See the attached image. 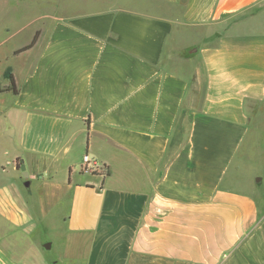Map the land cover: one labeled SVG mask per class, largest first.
I'll return each instance as SVG.
<instances>
[{
    "label": "crops",
    "instance_id": "obj_1",
    "mask_svg": "<svg viewBox=\"0 0 264 264\" xmlns=\"http://www.w3.org/2000/svg\"><path fill=\"white\" fill-rule=\"evenodd\" d=\"M94 2L0 60V264H42L26 182L70 202L52 264H264V0Z\"/></svg>",
    "mask_w": 264,
    "mask_h": 264
},
{
    "label": "rangeland",
    "instance_id": "obj_2",
    "mask_svg": "<svg viewBox=\"0 0 264 264\" xmlns=\"http://www.w3.org/2000/svg\"><path fill=\"white\" fill-rule=\"evenodd\" d=\"M95 0H0V60L7 57L15 48L30 43L34 40L37 29L45 28L48 23L47 18L61 17L63 15L94 11L107 6L108 4H97ZM111 2V1H110ZM51 16V17H50ZM24 68L23 62L16 60L12 63L6 61L0 65V84L8 80V73L16 76L21 75ZM7 101H3L0 96V109H4ZM2 124V123H1ZM84 162V161H83ZM241 164V159H239ZM254 171H259L264 176V167L253 166ZM28 172V170L26 169ZM241 171V165H234L231 169V176H235ZM252 171V170H251ZM107 173V172H106ZM19 174L23 176V172ZM65 166L60 168L58 180L64 181L67 178ZM10 177V176H9ZM261 176H259L260 178ZM24 179V177H23ZM4 180L9 181L8 175ZM6 183V182H5ZM9 183V182H8ZM241 187V186H240ZM22 189L27 192L28 201H32L37 206L39 213H42L43 219L31 230H20L19 234L12 237L19 240L21 250L11 253L15 257L28 263L26 255L30 250L38 256L42 264H52L54 261L64 257L68 252L64 247V241L68 238L67 225L63 219L69 215L70 202L67 197L61 200L60 204L51 207L46 197L48 186L34 182L32 185L23 183ZM29 191H27V190ZM31 195H30V194ZM33 207V206H32ZM44 212H40L41 208ZM24 231V232H23ZM12 230L9 234L16 233ZM50 244L51 247H46ZM83 252V251H82Z\"/></svg>",
    "mask_w": 264,
    "mask_h": 264
},
{
    "label": "built area",
    "instance_id": "obj_3",
    "mask_svg": "<svg viewBox=\"0 0 264 264\" xmlns=\"http://www.w3.org/2000/svg\"><path fill=\"white\" fill-rule=\"evenodd\" d=\"M83 161L86 170L91 169L93 172H101V173H104L103 171H105L106 173V169L104 166H101L96 162H93L88 156H85Z\"/></svg>",
    "mask_w": 264,
    "mask_h": 264
},
{
    "label": "trees",
    "instance_id": "obj_4",
    "mask_svg": "<svg viewBox=\"0 0 264 264\" xmlns=\"http://www.w3.org/2000/svg\"><path fill=\"white\" fill-rule=\"evenodd\" d=\"M37 39H38V34L34 37V40L32 41V43L30 45L21 48L16 53L19 54L21 52H24V51L30 49L36 43ZM8 78L10 79L11 85L7 89L8 90H13L15 93H17L15 81H14V78H13V75H12L11 72L8 73ZM94 173H97V172H94Z\"/></svg>",
    "mask_w": 264,
    "mask_h": 264
},
{
    "label": "water",
    "instance_id": "obj_5",
    "mask_svg": "<svg viewBox=\"0 0 264 264\" xmlns=\"http://www.w3.org/2000/svg\"><path fill=\"white\" fill-rule=\"evenodd\" d=\"M20 170L23 172V177H24V178H28V177H29V173L26 171V166H25L23 160H22V164H21V166H20ZM46 247L49 248V247H51V245L48 244V245H46Z\"/></svg>",
    "mask_w": 264,
    "mask_h": 264
}]
</instances>
